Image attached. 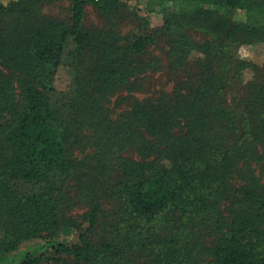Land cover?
Instances as JSON below:
<instances>
[{
	"label": "trees",
	"instance_id": "trees-1",
	"mask_svg": "<svg viewBox=\"0 0 264 264\" xmlns=\"http://www.w3.org/2000/svg\"><path fill=\"white\" fill-rule=\"evenodd\" d=\"M53 1H0V264H15L8 255L36 238L44 241L40 250L56 255L52 264H129L137 247L143 264H187L182 238L199 218L212 222L217 236L203 249L209 264H264V184L251 168L264 160V64L232 54L243 43L264 44V0H151L150 6L193 5L162 7L156 30L134 12L136 30L123 38L115 25L87 29L84 17L89 3L111 13L124 0H72L69 22L42 15V4ZM237 10L246 13L245 23L233 20ZM195 28L211 36L198 44L188 35ZM159 37L168 48V75L176 78L171 92L134 101L117 121L106 117L108 96L139 89L141 75L163 68L157 57L148 58ZM193 53L200 55L196 81L187 70ZM62 65L71 79L59 91L54 80ZM246 70L252 73L247 93L228 104L229 87L241 85ZM54 92L67 96L65 112L52 105ZM129 147L139 160L120 159V180L108 193V157ZM80 148H91L89 162L76 158ZM68 181L90 201L85 228L61 223L62 206L71 202L63 190ZM19 182L32 190L20 191ZM99 196L119 199L122 244L91 241L102 213ZM159 220L177 231L173 240L160 238ZM136 222L159 226L153 233L159 239L151 234L135 244L143 234ZM62 232L69 238L58 241ZM19 264L43 259L26 253Z\"/></svg>",
	"mask_w": 264,
	"mask_h": 264
},
{
	"label": "rangeland",
	"instance_id": "rangeland-1",
	"mask_svg": "<svg viewBox=\"0 0 264 264\" xmlns=\"http://www.w3.org/2000/svg\"><path fill=\"white\" fill-rule=\"evenodd\" d=\"M150 2L151 0H124V3L117 9V11H112L111 13L100 11L94 5L89 3L85 8L86 14L84 17V26L87 29L103 30L104 28L115 25V30L119 33V35L122 38L127 37L131 32H135L136 30V23L133 17L134 12H136L140 16L145 15L150 22V28L152 30H156L162 24L161 8L171 3L157 1L155 5L150 6ZM171 5L174 7H191L193 3L189 1H181L180 3ZM71 6L72 0H56L42 4L41 13L43 16L49 19L69 22L71 16ZM232 17L234 21L240 23H245L247 20L246 13L240 10L235 11ZM188 35L198 44L208 40V38L211 36L210 32L203 28H195L194 30L188 32ZM156 43L157 44L154 47L148 50V58L157 57L159 60H161V65L163 68L156 73L148 72L144 75H141L138 79L140 84L139 89L130 91L120 90L115 94L108 96L103 103V114L106 117L117 121L122 115L129 111L130 106L134 101L154 98L160 92H171L176 78L168 75V70L166 69V65H168V55L166 54L168 48L166 43L162 41L160 37ZM65 46L70 52L75 49L76 45L73 36H68L66 38ZM232 54L235 60L247 61L258 67H261L264 64V44L262 42L243 43L234 48L232 50ZM199 57V54L193 53L187 64L188 73H190L193 78H195L197 74L196 72ZM185 76L186 74L182 72L178 75L177 79H181ZM251 78L252 73L246 70L243 73V82L241 85H236L234 83V86L231 85L229 87L226 94V102L228 104L237 103V101L243 99L247 93V85L250 84ZM70 79L71 75L69 69L65 65H62L58 68L55 74L54 86L57 88V90L64 91L69 86ZM51 101L52 105L59 111L65 112V110H67V96L54 92L51 94ZM91 153V148H80L75 151V156L79 160L83 161L85 159L86 162H89ZM121 158L139 160V157L137 156L133 147L126 148L108 157L107 163L110 168L108 172V175L110 176L108 193L111 192L112 185H115V183L119 182L120 180L121 173L118 163ZM238 166L240 169H242L243 163H240ZM251 168L253 169L256 176L260 179L261 183L264 184V160L259 163L251 164ZM60 184L61 180L59 179L57 182V187H59ZM72 184L73 182L70 181L63 184V186H67L66 189L63 188V190H68L70 192L69 197L71 198V202L69 201L68 205L62 206L60 211L61 223L68 225L69 220H74L77 224H81L85 228L87 227V220H85L84 215L92 211L90 207V201L85 197L82 191L76 188H71ZM17 187L23 192L32 190L30 186H27L22 182H19ZM98 204L100 205L99 210L102 213L96 224L93 225L92 231L90 232L92 243L94 245L102 244L106 243L107 240L113 239L119 244H122L123 235L125 232L123 233L122 230L123 226L121 223V216L124 215V213H122L120 210L121 204L118 197L99 196ZM226 209L227 204H224V208L222 210L224 214H226ZM156 222H158L159 226L162 228L159 226H154L152 223H142L145 227H141V223H133L134 226H138L143 229V234L137 237L134 240V243L138 244V241H141L142 243L145 242L146 237L151 234L153 238V233L156 228H160L161 230L158 231L160 238L166 237L168 240H173V237H175L177 231L173 230V228L169 227V225L162 220ZM72 226L73 225H69L68 227L73 229ZM211 226L212 222L205 218L196 219V221L188 225L186 233H189V235L185 238H182L183 245L186 246L188 255L191 256L190 259L188 258L187 264H209L210 256L203 249L212 247L215 244L217 236L213 234ZM129 233L130 236H135L134 231L131 230ZM64 234L65 233L62 232L57 240L59 241L69 238L64 236ZM158 239L159 238L156 240ZM75 240L76 237L71 239L72 242H76ZM43 242L44 241L39 238L26 241L21 244L17 251L8 256H13L15 264H19L26 253L30 255L41 256L43 259V264H52L53 258L56 257V255L50 250H40L38 246ZM40 251L46 253L42 254ZM139 251L140 249L138 247L131 250L132 255H130L129 264L144 263L143 259L140 260V258L137 256Z\"/></svg>",
	"mask_w": 264,
	"mask_h": 264
}]
</instances>
